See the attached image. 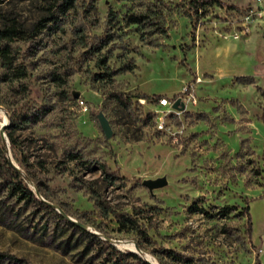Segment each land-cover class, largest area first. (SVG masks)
Instances as JSON below:
<instances>
[{
	"label": "rangeland",
	"instance_id": "374dc122",
	"mask_svg": "<svg viewBox=\"0 0 264 264\" xmlns=\"http://www.w3.org/2000/svg\"><path fill=\"white\" fill-rule=\"evenodd\" d=\"M7 18L24 74L0 62V167L88 232L0 182V264H264V0H0Z\"/></svg>",
	"mask_w": 264,
	"mask_h": 264
},
{
	"label": "trees",
	"instance_id": "16d2710c",
	"mask_svg": "<svg viewBox=\"0 0 264 264\" xmlns=\"http://www.w3.org/2000/svg\"><path fill=\"white\" fill-rule=\"evenodd\" d=\"M201 0H192L194 2V5H198V2ZM65 6V5H62ZM49 19L55 18V13L51 12ZM132 22H139L141 20V16H131ZM25 30L15 21L13 18H7L5 19L1 26H0V62L5 67V69L11 71L12 74L15 76L24 74V71L19 66L13 65V56L11 53V46H10V40H12L14 37H19L24 35ZM143 97H147L146 94L142 95ZM160 95H157V98ZM113 97L115 100L124 105L129 106L131 101L128 97H123L121 94H113ZM35 118H37V114L33 113L31 115H25L22 117V122L27 121H33ZM262 120L264 122V114L262 116ZM18 121L11 120L10 126H14V123ZM7 136L11 142H13V136L10 131H7ZM5 165L7 169H4L3 167H0V182L10 191L12 195H15L18 199H22L27 203H30L32 205H36L38 207H41L46 210H50L51 212H54L57 216L60 217L66 224L69 226H73L76 229L84 232H88L84 228L80 227L79 225L67 220L65 217H63L60 213H58L52 206L47 204L45 201L38 198L35 193L24 183L23 179L21 178L20 173L8 162L7 159H5ZM104 174V178H106L108 181H112L116 178L115 172L111 171L110 168L104 164L100 163L99 167ZM262 171L264 172V168L262 167ZM95 192V191H94ZM96 204L102 208L105 209V205L102 201H100L99 197L95 198ZM247 219H248V226L246 233L248 237H250L251 234V221H250V215L248 213V205L245 207ZM227 207H224L222 210H226ZM132 219L129 216H121L119 218V223L121 226H126L128 223H132ZM89 236L92 237L94 240L99 243V247L102 248L103 244L107 245L104 240H102L98 235L94 233H89ZM107 246H110L108 244ZM130 255L137 257L141 260L139 255H137L134 252H128ZM3 254L0 253V257H2ZM164 256L169 260V264H205L201 258H195L194 256H188L183 253L177 252L173 249H165ZM143 264H148L144 260L141 261ZM255 264H260V260L258 258V255H256L255 258Z\"/></svg>",
	"mask_w": 264,
	"mask_h": 264
},
{
	"label": "water",
	"instance_id": "95a60500",
	"mask_svg": "<svg viewBox=\"0 0 264 264\" xmlns=\"http://www.w3.org/2000/svg\"><path fill=\"white\" fill-rule=\"evenodd\" d=\"M75 96H78V93H75ZM179 103H180V101L178 99L175 100V102L173 103V107H178ZM98 119H99L100 126H101L105 136L107 138H109L111 136V134H112V131H111V127H110V125L108 123V120L101 113L98 115ZM3 129H4V127H3ZM165 183H166V181H165L164 177H157V178H154V179L149 178V179H144L143 180V184L145 186H147L149 189L163 186Z\"/></svg>",
	"mask_w": 264,
	"mask_h": 264
},
{
	"label": "built area",
	"instance_id": "2783aa9c",
	"mask_svg": "<svg viewBox=\"0 0 264 264\" xmlns=\"http://www.w3.org/2000/svg\"><path fill=\"white\" fill-rule=\"evenodd\" d=\"M167 101H168V99H166V98H160V99H159V103H160V104H166Z\"/></svg>",
	"mask_w": 264,
	"mask_h": 264
},
{
	"label": "crops",
	"instance_id": "0c3cea01",
	"mask_svg": "<svg viewBox=\"0 0 264 264\" xmlns=\"http://www.w3.org/2000/svg\"><path fill=\"white\" fill-rule=\"evenodd\" d=\"M262 167L264 168V156H263V159H262ZM260 198H264V193H263V195H261V197Z\"/></svg>",
	"mask_w": 264,
	"mask_h": 264
}]
</instances>
